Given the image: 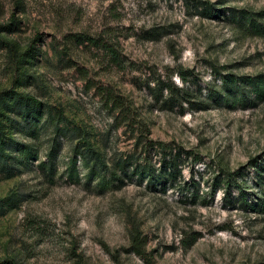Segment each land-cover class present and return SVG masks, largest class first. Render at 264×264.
Wrapping results in <instances>:
<instances>
[{
  "label": "rangeland",
  "instance_id": "obj_1",
  "mask_svg": "<svg viewBox=\"0 0 264 264\" xmlns=\"http://www.w3.org/2000/svg\"><path fill=\"white\" fill-rule=\"evenodd\" d=\"M241 9L264 10V0H0V91L36 95L67 127L55 134L45 113L42 132L7 134L39 158L9 177L0 169V259L264 264V213L225 200L223 185L240 172L254 198L264 100L230 107L208 96L224 73L264 72V36L243 28ZM6 40L35 57L17 70ZM148 142L147 161L159 166L160 148L177 160L175 180L105 186L80 154L69 175L76 146L111 165L143 161Z\"/></svg>",
  "mask_w": 264,
  "mask_h": 264
},
{
  "label": "trees",
  "instance_id": "obj_2",
  "mask_svg": "<svg viewBox=\"0 0 264 264\" xmlns=\"http://www.w3.org/2000/svg\"><path fill=\"white\" fill-rule=\"evenodd\" d=\"M240 19L243 21V28L251 30L253 33L264 36V10L258 12L247 11L241 9ZM90 39H92L90 37ZM7 41V49L11 51L10 58L14 67L18 70L26 61L27 57L34 58L32 47L26 50L17 49L12 42ZM113 51L112 48H109ZM209 97H215L218 105H227L234 107L242 105L247 100L254 102L264 100V72L253 75H240L232 72H227L221 76L220 90L212 87L209 89ZM47 114L46 122L53 126L55 134H65L67 127L64 126L61 120V113L53 112L50 106L39 100L36 95L25 91L14 89H5L0 91V169L7 176H12L21 170V165L29 166L33 160L39 158L37 148L31 142L19 141L14 137H8V133H23L33 135L42 132L43 124H40L44 114ZM154 143L148 142L142 149L146 153L143 161H138L133 156L127 158H118L113 164L109 165L104 161L97 150L91 149V152L85 150L82 146L74 147V154L70 159L69 175L77 176V155L82 157V165L87 167V178L91 180L93 177H98L99 183L113 186L121 185L124 182L122 176L130 177L135 175L138 178H147L149 184L160 180L173 181L177 174L180 173L178 162L173 157H167L165 152L160 156V164L156 166L154 163L147 161V156L150 150L153 149ZM55 149L51 148L48 152L49 167L48 171L53 169ZM195 161V159H194ZM39 166L45 170L48 162L39 160ZM254 165V192L253 200H250L251 192H248L244 186L238 183V177L241 178L242 173L237 175H227L224 182L225 200L231 203L237 202L238 206L244 210L250 209L258 213H264V161L253 162ZM110 171L108 177L106 172ZM107 178V179H106ZM165 185V184H163ZM237 188L238 194L231 200V190ZM4 209V200L0 199V212ZM0 264H19L13 260L0 259Z\"/></svg>",
  "mask_w": 264,
  "mask_h": 264
}]
</instances>
